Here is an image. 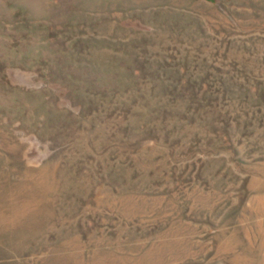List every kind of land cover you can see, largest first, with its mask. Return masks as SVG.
<instances>
[{"label": "rangeland", "instance_id": "1", "mask_svg": "<svg viewBox=\"0 0 264 264\" xmlns=\"http://www.w3.org/2000/svg\"><path fill=\"white\" fill-rule=\"evenodd\" d=\"M0 264H264V0H0Z\"/></svg>", "mask_w": 264, "mask_h": 264}]
</instances>
